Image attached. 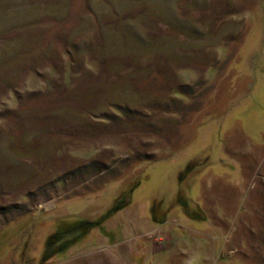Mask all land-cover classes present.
Listing matches in <instances>:
<instances>
[{"label":"rangeland","instance_id":"obj_1","mask_svg":"<svg viewBox=\"0 0 264 264\" xmlns=\"http://www.w3.org/2000/svg\"><path fill=\"white\" fill-rule=\"evenodd\" d=\"M0 264H264V0H0Z\"/></svg>","mask_w":264,"mask_h":264},{"label":"trees","instance_id":"obj_2","mask_svg":"<svg viewBox=\"0 0 264 264\" xmlns=\"http://www.w3.org/2000/svg\"><path fill=\"white\" fill-rule=\"evenodd\" d=\"M121 207H122L121 203L112 205L102 215H100V217L98 219H96L95 224L101 223L104 219H106L109 216H111L115 211H117ZM67 231H70V229H66V230H63V231H57L54 234H52L50 239L48 240V243H47L48 246H50L51 243L54 241L53 239L51 240V238H53V237H61L63 235V233H67Z\"/></svg>","mask_w":264,"mask_h":264}]
</instances>
